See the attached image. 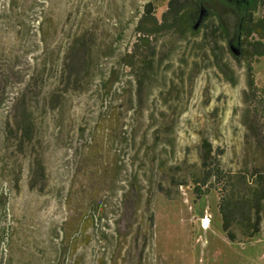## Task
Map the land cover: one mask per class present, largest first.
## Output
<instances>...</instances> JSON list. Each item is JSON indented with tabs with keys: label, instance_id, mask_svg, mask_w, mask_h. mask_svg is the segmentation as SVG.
<instances>
[{
	"label": "rangeland",
	"instance_id": "374dc122",
	"mask_svg": "<svg viewBox=\"0 0 264 264\" xmlns=\"http://www.w3.org/2000/svg\"><path fill=\"white\" fill-rule=\"evenodd\" d=\"M168 1L0 0V264H264V209L250 235L264 176V56L236 57L247 0H207L201 29L159 34L140 83L142 63L123 57L147 4L161 19ZM79 36L87 90L54 96ZM27 103L33 139L21 148L7 119ZM38 156L42 191L29 187ZM215 166L227 185L210 176L203 186Z\"/></svg>",
	"mask_w": 264,
	"mask_h": 264
},
{
	"label": "trees",
	"instance_id": "16d2710c",
	"mask_svg": "<svg viewBox=\"0 0 264 264\" xmlns=\"http://www.w3.org/2000/svg\"><path fill=\"white\" fill-rule=\"evenodd\" d=\"M260 0H249L248 10H246L240 24H239V37L236 42V49L238 50L237 58L241 59H253L254 57L260 58L264 56V15L256 18L254 11L257 8V4ZM207 0H169L168 8L162 13L161 19H159L154 13L151 3L147 4V11L145 12L141 22L137 25L136 31L139 34L138 41L134 45V50L123 57V63L130 68H136L138 61L141 62L143 67L142 75L139 78V82L142 83L146 77L147 71L151 69L153 61L149 56L154 53L152 44L154 39L163 32L182 33L195 32L203 26L208 15L209 10L206 8ZM218 27H214L211 31L212 34H216ZM89 49L88 44L84 36L74 39L72 44L67 50V53L63 62V69L60 75L59 87L61 92L54 91L52 94L55 96L59 93L62 95L67 92H77L87 90V85L90 82V78H83V71L85 70L86 58H83V51ZM144 51V52H143ZM250 69L252 66L250 65ZM10 78V77H9ZM30 81V80H29ZM8 83V80H7ZM8 85V84H7ZM6 85V86H7ZM251 87L255 86L254 79L250 80ZM264 92V87L260 89ZM51 95V94H50ZM53 96H49L50 101ZM35 108L25 104L22 107L19 116H14L7 119L8 127H17V132H20L18 142L19 146L26 145L33 139V123L36 116ZM6 132V138L9 140L11 136L10 128L9 132ZM209 158L203 161L204 166L209 165ZM207 168V178L203 182V186L207 184L210 176H216L224 181V185H227V174L223 172L219 166ZM215 171V172H213ZM256 177L257 189L252 198V206L255 210V219L253 221V231L250 234L253 236L260 231V224L262 220L261 213L264 209V176L262 173ZM46 180V166L41 157L34 158L32 161L31 171L29 175V187L33 190L42 191L45 186ZM180 185L186 184V182H180ZM162 192H166L164 187L161 188ZM205 192L204 189L198 188V195L201 196ZM140 193V192H139ZM168 194V193H167ZM4 194L0 193V203H3ZM151 202V199H150ZM221 213L223 216V228L227 232L228 237L234 241L236 235L230 230V209L228 207V198L224 194L220 204Z\"/></svg>",
	"mask_w": 264,
	"mask_h": 264
},
{
	"label": "flooded vegetation",
	"instance_id": "af4514ba",
	"mask_svg": "<svg viewBox=\"0 0 264 264\" xmlns=\"http://www.w3.org/2000/svg\"><path fill=\"white\" fill-rule=\"evenodd\" d=\"M247 4L249 5V0H247ZM247 8H248V6H247Z\"/></svg>",
	"mask_w": 264,
	"mask_h": 264
},
{
	"label": "bare ground",
	"instance_id": "6f19581e",
	"mask_svg": "<svg viewBox=\"0 0 264 264\" xmlns=\"http://www.w3.org/2000/svg\"><path fill=\"white\" fill-rule=\"evenodd\" d=\"M208 222H209V220L207 219L206 223H208Z\"/></svg>",
	"mask_w": 264,
	"mask_h": 264
}]
</instances>
